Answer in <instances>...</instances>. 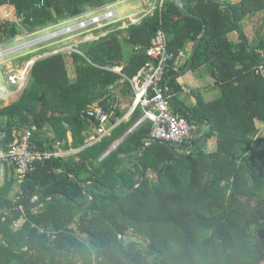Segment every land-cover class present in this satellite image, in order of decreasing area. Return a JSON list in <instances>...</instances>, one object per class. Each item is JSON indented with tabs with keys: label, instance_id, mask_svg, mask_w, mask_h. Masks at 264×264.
Here are the masks:
<instances>
[{
	"label": "trees",
	"instance_id": "trees-1",
	"mask_svg": "<svg viewBox=\"0 0 264 264\" xmlns=\"http://www.w3.org/2000/svg\"><path fill=\"white\" fill-rule=\"evenodd\" d=\"M95 1L107 3L0 0V44L23 29L72 17L76 5L82 15L97 7ZM159 1L162 7L140 24L85 42L80 53L38 59L27 87L7 104L0 102L5 148L36 127L39 149L63 141L66 152L77 151L38 166L22 187L15 177L0 185V264H264V137H252L256 122L264 123V77L254 71L264 61V42L251 44L242 27L248 15L264 13V0ZM22 14L26 20L19 25L15 20ZM160 28L175 56L206 30L182 71L191 61L192 69L208 66L222 98L201 105V114L188 109L183 116L208 123L210 130L185 149L151 141L152 124L146 122L104 157L143 112L138 109L129 123L88 146L94 123L88 110L96 102L108 108L112 86L131 92L128 79L148 62L135 48H148ZM234 32L236 43L229 39ZM124 46L134 51L128 61ZM69 60L75 79L69 77ZM179 76L171 70L166 77L174 91L181 89ZM117 117L123 113L117 111ZM212 140L217 150L208 153ZM19 204L26 222L16 230Z\"/></svg>",
	"mask_w": 264,
	"mask_h": 264
},
{
	"label": "built area",
	"instance_id": "built-area-1",
	"mask_svg": "<svg viewBox=\"0 0 264 264\" xmlns=\"http://www.w3.org/2000/svg\"><path fill=\"white\" fill-rule=\"evenodd\" d=\"M162 3L160 4L161 7ZM40 6H44V2ZM157 6H154V10ZM148 15L149 14L145 15L143 19ZM15 22L20 25L23 21L15 20ZM116 22H118L117 12L112 10L92 18H85L78 24L69 26L66 30L88 29L93 25L98 26L91 30L88 29L87 32H90L96 29H103ZM65 23H67V21H65ZM128 27L129 26H127V28ZM23 30V34L28 32L25 29ZM0 48H2L1 44ZM135 51L137 53H144L148 57V62L140 69L137 75L128 79L133 95L130 112L134 114L138 109L143 111V116L137 121L130 132H133L140 125L150 122L152 124L151 141L173 144L185 149H187L186 147H192V145L200 139L199 127L196 122L188 120L171 107L173 94L166 81V77L171 71L172 65H178L179 62L183 60V56H175V54L170 52L169 38L163 28L157 31L148 48L137 47ZM60 52L66 53L69 56L73 53H80L78 47L75 49L74 46H72L54 51L53 54H59ZM260 53L264 55L263 51H260ZM4 54L5 51L2 53L0 52V59ZM35 62L36 61L33 60L24 64L22 70L8 69L6 79L2 77L0 71V102H6L8 100L6 102L8 103L19 91L27 87ZM5 63L6 61L0 62V65ZM254 71L257 75L264 77V61L259 66L255 67ZM122 82H124V80ZM7 83L9 86L15 87V89H8ZM110 93H113L117 97L116 102L110 104L108 108H105L99 103H95L88 110V119L95 124V128L89 132L87 137L88 146L100 143L117 125V111L123 109V107L115 87H110ZM35 130H37L36 127L30 128L20 137L18 144L11 148H5L1 145L2 138L0 135V171L2 172L0 175L3 174L5 167H12V169H14L16 183L19 187L24 185L27 176L35 172L38 166L44 165L47 161L52 159L64 157L69 154H67L63 148L65 144L63 141L51 142L45 150L39 149L37 143L33 141V131ZM191 150H188L187 154H189ZM109 154L110 153H107L104 157ZM21 199L22 198L19 196L16 200L20 202ZM37 201L38 197L35 196L32 199V204H36ZM15 210L19 211L20 217L14 222L13 226L18 230L21 229L26 222L25 207L23 204H19ZM38 211L39 208H36L35 212L37 213ZM4 220H6V218H4ZM44 231L45 230L42 229V232ZM53 235L54 234H51L50 236ZM53 238H55V236H53Z\"/></svg>",
	"mask_w": 264,
	"mask_h": 264
},
{
	"label": "rangeland",
	"instance_id": "rangeland-1",
	"mask_svg": "<svg viewBox=\"0 0 264 264\" xmlns=\"http://www.w3.org/2000/svg\"><path fill=\"white\" fill-rule=\"evenodd\" d=\"M222 3L224 2H232L233 4H239L242 0H221ZM128 2L131 3V0H123V3ZM154 2V1H153ZM150 4L149 7H145L143 4L141 5L145 10L139 11V12H133V15H135L134 20H130L128 22H123L122 24L118 25H111L112 29H108L106 32L107 35L110 33H117L119 30H124L127 28V26H132V25H137L140 24L142 21L143 17L147 14H152L154 12V4ZM162 2L158 0V4H161ZM104 12V9L102 11L97 12L96 14H101ZM7 15H10V18H12V14L10 10L7 12ZM15 16V15H14ZM15 18V17H14ZM91 18V17H90ZM71 19H74V17H68L67 23L65 21L61 20L56 24H50L48 27H45L43 29H34L29 32H25L23 35H19L16 39L9 41L7 43H4L1 45L2 48H0V52L2 53L5 51V54L2 56L0 60L6 61L7 65L4 64L5 66L0 65V71L2 73L3 78H7V71H8V65L12 67L14 70H22L24 68V64H27L30 61H37L40 58L49 56V55H55L53 54L54 51H59L61 49H65L67 47H72L76 49L77 47H80L83 43L85 42H90V41H96L105 35L101 36L103 30H92L90 32H87L88 29L91 30L93 28H97V25H93L91 28L88 29H78V30H71L68 31L69 26L71 24H68ZM19 21H24L26 20L25 14L21 15V18L18 19ZM125 23V24H124ZM96 26V27H95ZM242 27L244 28L251 44L256 46L258 43L264 42V13L259 12L254 15H248L244 21L242 22ZM236 33V32H235ZM100 34V35H99ZM45 37V38H44ZM235 37V38H232ZM230 37V40L233 42H238L239 41V36L238 33H236L235 36ZM44 38L43 40H40L39 42L31 45H26L34 40ZM23 45H26V47L18 49L10 54H6V51L9 49H12L14 47H21ZM195 43L192 44L194 47ZM124 58H128V56H132L133 54V48L130 46H124ZM65 51V50H64ZM261 51H263L261 49ZM61 53V52H60ZM67 57H69L68 54H64ZM36 57V58H35ZM126 58V59H127ZM68 63V72H69V77L71 79L76 78V70L74 65L70 62V60L67 62ZM196 67V66H195ZM203 68V69H202ZM195 74V77L197 81L201 84L200 89H196L195 93H201V103L196 109L201 114V105L205 106V104H208L207 106L211 105L213 103L211 98L208 97V93H214L216 96V100H220L222 98L221 95V90L219 89L218 86L213 87V84L216 82L215 79L212 77V75L209 72L208 66H197L194 68L191 72L185 73V80ZM31 80V78H30ZM29 80V81H30ZM215 81V82H214ZM8 86V89H15V87ZM119 89H116L118 93H121ZM196 97V96H195ZM208 97V98H207ZM108 98V103L107 105L110 106V104H113L114 102L117 101V97L113 93H109L107 96ZM115 99V100H114ZM209 99V100H208ZM114 100V101H113ZM120 102H126L125 100L119 98ZM118 100V101H119ZM8 101V100H7ZM6 101V102H7ZM99 103V102H96ZM129 109V103L126 102ZM100 104V103H99ZM107 107V106H106ZM105 107V108H106ZM212 108V107H211ZM210 112V111H209ZM210 114H212L210 112ZM198 122V123H197ZM197 125L199 127V136L204 137L206 133L210 130V126L206 122H201L200 120H197ZM256 132L252 134L253 139H258L261 137H264V123L257 121L256 122ZM217 143L216 141L212 140L210 141L208 145L207 152L212 153L217 150ZM9 176V175H8ZM8 179V177H7ZM260 194L264 198V186L262 187Z\"/></svg>",
	"mask_w": 264,
	"mask_h": 264
},
{
	"label": "crops",
	"instance_id": "crops-1",
	"mask_svg": "<svg viewBox=\"0 0 264 264\" xmlns=\"http://www.w3.org/2000/svg\"><path fill=\"white\" fill-rule=\"evenodd\" d=\"M131 1H132L131 3H128V2L123 3V1H120V0H107L106 5L102 6L101 8H99V7H87L84 14H82V15H80L78 17H74V19H71L68 24L76 25L80 21L84 20L85 18H90V17L92 18L94 16H98V15H101L103 13H106L108 11H112L113 10V11H116L117 12L118 22L113 23L112 25H115V24L120 25L123 22H128L129 19L131 21L134 20L135 19V15H133V12H136V11L139 12V11L145 10L143 8H140V7H142L141 6L142 4L145 7H149L150 4H152V2L154 1L153 3H155V4L153 6H157L158 5V0H131ZM103 9H104V12L103 13L96 14L97 12L102 11ZM63 21H68V20H63ZM110 26L111 25H109L107 27H104L103 29H96V30H100V31L103 30V32L101 33L102 34L101 36H103V35L106 36L107 35L106 32L108 31V29H110V28L112 29V27H110ZM235 35H236L235 32L234 33H231L229 35V39H230V37L235 36ZM232 38H235V37H232ZM5 43H7V42H5ZM2 44H4V43H2ZM173 54H175V53H173ZM193 54H194V47L192 46V44H189L186 47H184V49L181 50V52L179 54V55H182L183 56V60L181 62H179L178 65L173 64L172 65V69H171L174 72L179 73L180 76H179V78L176 81V85L179 88H181L179 91H174L171 88L172 89L171 90V93L173 92L172 93L173 94V98H172V102H171V107L178 114H180L182 116H183V113L186 110H188V109L196 111V109L198 108V106L201 103V93H198V94L195 93V90L196 89H200L201 88V84L197 81V79L195 77V74L189 76L186 80H185V75H184L185 73H189V72H191L193 70L192 69L193 61H191L190 64H189V66L184 71H182V69L187 64V62L190 61L191 56H193ZM126 58H125V61H128L129 58H130V56H128L127 59ZM1 61L2 60H0V62ZM2 66H5V65L3 64ZM8 69H12V67L8 65ZM215 83L213 84V87L214 88H215V85H216ZM120 84H123V82L121 81ZM117 94L120 96L121 99H123V100H125L126 102L129 103V109H127L128 105H127L126 102L125 103L124 102H121L123 109H120L118 111L123 113V117L118 118V122H117L116 127L119 126V125H121V124L129 123L132 120V116H133V114H131V112H130V106H131L132 97H133L132 91L128 95H125L123 92H121V93H118L117 92ZM208 97H210L211 98L210 100H212V101H215L216 100V96L214 95V93H208ZM5 104H7V103L5 102ZM193 122H195V121H193ZM92 126L93 127H92V129L90 131H92L95 128V124L92 123ZM113 130L109 133L108 136H110L112 134ZM130 131L131 130H129L127 132V134L124 137H122L120 140L116 141L112 145V147L110 148V150L108 151V153L111 154L113 151H115L118 148V146L126 139V137L130 133H132ZM69 140L70 141L73 140L72 133H69ZM76 152H77L76 150H71V151H68L67 154L68 153L69 154L76 153ZM1 173L2 172L0 171V174ZM7 177H8V179H10L11 177H15L14 169H12V167H8V166L5 167V169L3 171V174L0 175V185H3L5 183V180H7Z\"/></svg>",
	"mask_w": 264,
	"mask_h": 264
},
{
	"label": "water",
	"instance_id": "water-1",
	"mask_svg": "<svg viewBox=\"0 0 264 264\" xmlns=\"http://www.w3.org/2000/svg\"><path fill=\"white\" fill-rule=\"evenodd\" d=\"M176 2L178 3L179 0H176ZM95 4H97V7H99V8L102 7V4H101L99 1H95ZM78 16H80V11H79L78 6L76 5V6H75V11L73 12V17H78ZM205 34H206V30H204L203 33H202V35L196 40L195 45H194V53H195V51H196V48H197V46H198V43H199L200 40L204 37ZM44 38H45V37H44ZM44 38H40V39L34 40V41H32V42H30V43H28V44H26V45L35 44V43L39 42L40 40H43ZM26 45H23V46H21V47H14V48H12V49H9L8 51H6V54H10V53H12V52H14V51H16V50H18V49L24 48V47H26ZM149 144H150V143H149ZM149 144H148V145H149ZM143 149H144V148H141V149H140L139 157L141 156ZM140 165H141V164H140ZM143 170H144V169H143ZM86 185H87V183L83 184V187H85ZM133 190H134V189H133ZM133 190H132V191H133ZM92 202H93V198H91V204H92ZM91 204H90V205H91Z\"/></svg>",
	"mask_w": 264,
	"mask_h": 264
},
{
	"label": "bare ground",
	"instance_id": "bare-ground-1",
	"mask_svg": "<svg viewBox=\"0 0 264 264\" xmlns=\"http://www.w3.org/2000/svg\"><path fill=\"white\" fill-rule=\"evenodd\" d=\"M123 6V5H122ZM134 19V18H133ZM107 34V33H106ZM36 58V57H35Z\"/></svg>",
	"mask_w": 264,
	"mask_h": 264
}]
</instances>
